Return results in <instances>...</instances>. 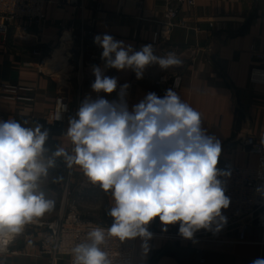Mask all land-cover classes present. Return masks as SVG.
Listing matches in <instances>:
<instances>
[{"label": "crops", "instance_id": "obj_1", "mask_svg": "<svg viewBox=\"0 0 264 264\" xmlns=\"http://www.w3.org/2000/svg\"><path fill=\"white\" fill-rule=\"evenodd\" d=\"M49 1L44 24L28 26L17 21L5 37L0 36V114L5 121L15 119L26 127L39 123L49 130L45 163L58 147H64L69 154L73 149L66 136L68 122L51 125L44 121L58 94L64 93L77 111L89 96L117 100L119 86L128 83L126 99L131 109L149 92L163 97L165 93L156 88L155 80L162 73H176L182 82L180 89L174 91L200 113L202 127L221 142L218 167L223 162L249 168L261 166L258 156L242 151L240 139L250 135L264 141V84L251 80L254 69L264 70V60L256 58L259 54L264 56V0H197L194 7L183 6L179 13L183 26L172 31L167 44V49L176 47L183 51L182 64L167 70L149 65L139 80L130 69H105L107 76L118 78L117 92L112 94L92 91L95 76L92 68L86 66L74 67L68 75L49 77L39 73L38 58L32 52L39 49L43 55L54 54L52 59L59 60L54 51L58 50L62 28L74 29L75 33L83 28L90 53L101 60L100 67L104 69L103 49L94 43V37L109 34L140 50L152 44L154 34L161 30L168 0H80L82 8L62 7L58 0ZM22 26L27 31L20 34ZM153 48L155 55L162 56L155 45ZM190 49L199 51L193 59ZM3 86L28 91L18 96L6 95ZM48 171L49 177L41 180L40 188L45 190L48 184L55 187V207L25 225L22 233L13 238L11 253L0 257L4 264H68L63 260L53 263L38 255L42 229L34 223L53 221L60 212L74 211L84 220L112 223L107 215L114 205L110 191L105 193L95 187L79 167H69L66 162ZM60 176L62 179H58ZM52 216L54 219L49 220ZM163 228L159 218L154 219L148 225V231L155 236L147 241V254L142 249L144 241L138 237L132 259L120 264H251L264 258V231L255 226L248 230L245 242H238L234 233L223 234L221 230L200 229L192 239H185L179 234L178 223L167 226V231ZM210 235L219 236L207 239Z\"/></svg>", "mask_w": 264, "mask_h": 264}, {"label": "clouds", "instance_id": "obj_2", "mask_svg": "<svg viewBox=\"0 0 264 264\" xmlns=\"http://www.w3.org/2000/svg\"><path fill=\"white\" fill-rule=\"evenodd\" d=\"M94 43L103 49L104 61V69H92L91 89L97 94L118 89V78L107 76L105 69H130L139 80L149 65L167 70L182 64L174 52L155 55L152 44L135 50L109 34L96 35ZM129 87L128 83L119 86L118 99L113 101L86 97L68 121L72 154L58 147L47 163V128L39 123L22 126L15 119L0 121V241L4 245L25 225L54 209L55 201L46 198L40 184L55 158L79 167L93 185L110 191L114 200L107 213L112 218L110 227L91 229L87 240L72 249L73 264H114L101 247L112 238L122 243L139 237L146 255L152 236L148 225L157 217L164 231L178 223L185 239H192L200 229L219 232L227 223L222 210L231 200L221 177H230L231 172L218 167L220 140L207 133L200 113L171 88L163 97L149 92L130 109ZM61 109L66 111V105L61 104ZM256 192L264 199V185ZM251 264H264V258Z\"/></svg>", "mask_w": 264, "mask_h": 264}, {"label": "built area", "instance_id": "obj_3", "mask_svg": "<svg viewBox=\"0 0 264 264\" xmlns=\"http://www.w3.org/2000/svg\"><path fill=\"white\" fill-rule=\"evenodd\" d=\"M197 0H168L163 16L161 30L154 34L152 44L159 49L162 56L169 52H174L179 59L182 58V50L174 47L167 49L172 31L183 26L179 18L180 10L187 5L194 7ZM49 0H0V36L5 37L11 26L17 21H22L28 26L41 25L46 20V9ZM57 4L62 7L80 6V0H58ZM26 27H21L20 34L26 32ZM86 34L81 28L77 33L74 29L65 31L59 37L57 55L59 60L52 61L54 54L43 55L39 49L32 52L33 56L38 58L36 64L37 71L43 75L54 77L56 75H68L74 67L99 66L101 60L90 53ZM190 59L195 58L198 49H190ZM256 58L264 60V56L259 54ZM251 80L254 83L264 84V70L254 69L251 73ZM182 78L176 73H162L154 82L160 93H165L167 89L178 90L181 87ZM27 89L17 87L3 86L2 92L6 95L18 96L19 93L27 92ZM13 99V97H5ZM20 100H29L25 97H18ZM61 104L66 105V111L62 112ZM76 111L72 108L68 97L63 93L58 94L54 108L50 111L44 121L47 124H60L68 122L70 117L75 116ZM58 116L60 118H58ZM0 121H5L3 114H0ZM243 152L256 155L260 158L261 166L258 168H249L233 165L230 162H223L221 169L229 170L230 177H221L225 181L226 195L230 197L231 203L227 209L222 210V214L227 218V223L222 227L223 234L234 233L238 242H245L248 230L255 226L264 231V199L257 194L256 188L264 185V141L247 135L240 139ZM63 158H55L57 168L59 164H64ZM69 173L70 170L68 169ZM47 177H43L44 180ZM91 183V182H90ZM92 184V183H91ZM93 185V184H92ZM95 187L100 188L98 185ZM101 189V188H100ZM66 194V191H65ZM33 223V222H32ZM29 223V224H32ZM35 226L42 229V234L38 242V255L50 259L53 263L63 260L68 264H73L72 249L79 243L87 240L88 232L96 227L107 229L109 224H98L89 220L80 218L76 212H60L53 221L44 223H34ZM152 236H155L152 234ZM219 235H210L207 239H217ZM138 238V237H137ZM126 240L119 243L114 238L109 239L101 247L109 253L114 264H120L132 259L135 252L136 240ZM205 238V237H204ZM205 238V239H206ZM13 238L7 245L0 241V247H5L6 251L0 252V257L11 253L10 246ZM0 264L4 261L0 259Z\"/></svg>", "mask_w": 264, "mask_h": 264}, {"label": "rangeland", "instance_id": "obj_4", "mask_svg": "<svg viewBox=\"0 0 264 264\" xmlns=\"http://www.w3.org/2000/svg\"><path fill=\"white\" fill-rule=\"evenodd\" d=\"M49 172V171H48ZM49 177V176H48ZM63 176H60V178H62ZM50 184H48V186L46 187V189L45 190H42V191H44V193L46 194L45 196H46V198L47 199H52V200H54V195H53V193L52 192H54V188L55 187H53L52 185L51 186H49ZM57 218V217H56ZM55 218V219H56ZM49 220H53L54 219V216H52V217H49L48 218Z\"/></svg>", "mask_w": 264, "mask_h": 264}, {"label": "bare ground", "instance_id": "obj_5", "mask_svg": "<svg viewBox=\"0 0 264 264\" xmlns=\"http://www.w3.org/2000/svg\"><path fill=\"white\" fill-rule=\"evenodd\" d=\"M52 61H57V60H55V59H52Z\"/></svg>", "mask_w": 264, "mask_h": 264}, {"label": "water", "instance_id": "obj_6", "mask_svg": "<svg viewBox=\"0 0 264 264\" xmlns=\"http://www.w3.org/2000/svg\"><path fill=\"white\" fill-rule=\"evenodd\" d=\"M174 68H177V66H173Z\"/></svg>", "mask_w": 264, "mask_h": 264}]
</instances>
